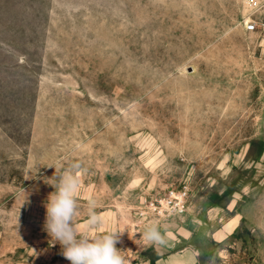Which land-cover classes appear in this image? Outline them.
<instances>
[{
	"label": "rangeland",
	"instance_id": "rangeland-1",
	"mask_svg": "<svg viewBox=\"0 0 264 264\" xmlns=\"http://www.w3.org/2000/svg\"><path fill=\"white\" fill-rule=\"evenodd\" d=\"M246 0H0V264H70L45 203L127 264H264V58ZM102 218L90 227L88 218ZM158 225L166 243L142 237Z\"/></svg>",
	"mask_w": 264,
	"mask_h": 264
},
{
	"label": "clouds",
	"instance_id": "clouds-1",
	"mask_svg": "<svg viewBox=\"0 0 264 264\" xmlns=\"http://www.w3.org/2000/svg\"><path fill=\"white\" fill-rule=\"evenodd\" d=\"M54 191L45 203L46 217L44 229L54 242L61 245L62 256L70 264H127L123 251L117 249L122 232H111L99 237H90L80 231L74 221L77 214L75 195L79 188V177L74 172H66L52 185ZM102 218L91 213L88 218L90 227H96ZM149 245L166 243L158 225L148 224L142 232Z\"/></svg>",
	"mask_w": 264,
	"mask_h": 264
},
{
	"label": "built area",
	"instance_id": "built-area-1",
	"mask_svg": "<svg viewBox=\"0 0 264 264\" xmlns=\"http://www.w3.org/2000/svg\"><path fill=\"white\" fill-rule=\"evenodd\" d=\"M248 12L243 18L244 29L253 35L264 58V0H246Z\"/></svg>",
	"mask_w": 264,
	"mask_h": 264
}]
</instances>
